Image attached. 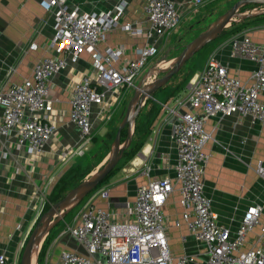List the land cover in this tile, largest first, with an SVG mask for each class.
I'll return each instance as SVG.
<instances>
[{
  "label": "built area",
  "instance_id": "obj_1",
  "mask_svg": "<svg viewBox=\"0 0 264 264\" xmlns=\"http://www.w3.org/2000/svg\"><path fill=\"white\" fill-rule=\"evenodd\" d=\"M212 1L189 0L185 9L188 13ZM38 2L54 20L53 38L45 45L49 55L36 62L30 77L1 84L0 138L12 137L18 148L42 156L58 128L50 98L51 81L76 65L83 54H89L90 71L81 79L75 78L70 89L69 123L77 128L78 140L60 153L61 161L67 163L87 155L95 133L113 119L160 54L161 42L153 38L161 41L169 37L180 27L185 14L176 0H144L145 20L122 25L131 36L146 35V43L131 49L120 46L101 51L99 46L107 34L121 25L125 0L111 10L90 13L71 6L68 0ZM227 45L233 56L256 64L250 79L230 76L217 53H210L199 78L191 82L187 96L178 102L186 110L174 126V175L154 177L138 187L135 201L126 210L103 209L95 204L97 198L109 199L107 188L90 196L74 216V223L68 225L84 252L63 251L59 264H264V225L261 233L247 242L248 235L261 225L264 200L247 210L233 232L219 223L204 184L212 157L206 151L213 139L212 133L205 130L209 119L238 116L253 125H264V38L256 42L249 32L241 31L231 35ZM38 48L36 42L29 46L30 50ZM256 172L264 181V161L258 162ZM176 192L188 230V236L181 237L185 250L181 255L171 249L170 229L180 227L182 222H172L165 213ZM43 199L35 194L30 200L40 215L45 207ZM190 237L195 252L187 251ZM0 264H9L2 251Z\"/></svg>",
  "mask_w": 264,
  "mask_h": 264
},
{
  "label": "crops",
  "instance_id": "obj_2",
  "mask_svg": "<svg viewBox=\"0 0 264 264\" xmlns=\"http://www.w3.org/2000/svg\"><path fill=\"white\" fill-rule=\"evenodd\" d=\"M120 1L68 0V3L80 7L82 12L90 13L111 10ZM125 1L127 7L121 25L107 34L105 42L99 46L101 51L120 46L131 49L147 41L146 35L131 36L122 25L145 20L142 11L144 0ZM176 1L185 19L192 12L187 13L185 9V2L189 0ZM242 31L249 32L256 42L263 41L264 29ZM53 34V17L43 10L38 0H0V86L30 77L36 62L49 55L45 45L49 44ZM169 37L160 41L155 36L153 41L161 42L163 47ZM230 37L217 43L212 52H216L221 62L228 67L230 76L247 81L256 69V64L247 58L232 55L227 45ZM33 42L38 43L37 50L29 49ZM208 56H194L175 78L172 77L146 101L135 121L130 146L137 148L135 155L129 159L124 172L112 176L87 199L100 189L107 188L109 199L97 198L95 204L103 209L126 210L135 201L138 187L154 177L174 175L177 159L174 126L180 114L186 110L178 102L187 96L191 82L199 78ZM91 63V56L83 54L76 65L69 66L52 79L50 98L54 103L53 114L58 128L57 135L49 142L42 156L35 157L25 149L18 148L12 137L0 138V251L7 255L9 264H20L23 248L40 216L39 209L36 210L30 204L31 196L37 194L45 200L52 185L73 161L64 163L60 158L61 151L78 140L77 128L69 123L70 89L75 78L81 79L88 74ZM125 101L119 109H122ZM2 113L3 108L0 107V115ZM103 128L97 132L103 131ZM262 129L264 125H253L249 119L238 116L211 118L205 125V130L213 136L206 146V151L212 153L204 176L206 193L212 200L219 223L233 232L247 210L264 200V181L256 172L258 162L264 161ZM179 200L180 196L176 192L169 199L165 211L172 222H182L180 227L173 226L170 229V246L177 255L185 251L181 237L188 236ZM57 225L44 238L38 255L39 264H59L63 251L84 252L69 231L68 223L64 221ZM263 225L264 213L261 225L248 235V243L261 233ZM248 247L247 244L246 249ZM186 248L188 252H195L193 238H189Z\"/></svg>",
  "mask_w": 264,
  "mask_h": 264
},
{
  "label": "rangeland",
  "instance_id": "obj_3",
  "mask_svg": "<svg viewBox=\"0 0 264 264\" xmlns=\"http://www.w3.org/2000/svg\"><path fill=\"white\" fill-rule=\"evenodd\" d=\"M236 1L238 0H214L209 4L192 11L184 19L180 27L176 31H174L172 35L167 39L163 47L161 46L162 48L161 53L145 70V72L139 78L137 85L141 82H144L145 85H149L156 82L159 78H161L164 75L162 69H165V67L168 65L169 59L176 57L191 41H193L196 37H198L226 10H228L231 6H233ZM252 6L253 7H250L249 9L241 8L239 14L243 16L238 17L233 22H231L221 32L219 37L215 41L209 44L206 53L201 57L203 58L207 57L208 54L212 52L213 47H215L217 43L226 41V39L230 36L231 29H233L237 25L245 24V29H253V30L264 29V6H257V5H252ZM245 15H254V16L245 18L244 17ZM250 18H254V21H252L250 24H247L246 20ZM178 74L179 73L174 75L173 78H175ZM134 91L135 88H133L130 91L129 97L126 98V101L124 102L122 109H119L117 111V114L113 117V119L106 125L105 128H103L104 130L95 133L91 147L87 155L78 160L74 159L73 161H71V163L68 165L64 173L58 178L57 181H55L47 197L44 200L45 207L43 212L51 205L49 203V197L51 196L53 191L54 190L59 191L61 188H63V183H64L63 180L64 181L66 180L68 185L67 186L68 190H66L62 194L64 196L69 190L76 187L79 183L93 176L98 170H100L108 162L109 155L112 152V146L117 133L118 126L122 121L127 105L131 97L133 96ZM261 132H264V129H262ZM123 138H124L123 140L124 142L126 139L125 132ZM128 161H129V155H125V156L123 155V158L117 165L113 176L124 172V169L127 168L129 164ZM110 178H108L106 181L108 182ZM78 181L80 182L77 183ZM105 182L102 185H104ZM86 201L87 198H85L74 209H72L69 213L65 215L63 220L67 222L68 225H72L74 223V216L84 206ZM39 218L40 216L38 217V220ZM38 220L36 221L35 225L37 224ZM63 220H61L60 222L63 223L64 222ZM37 264H39V262Z\"/></svg>",
  "mask_w": 264,
  "mask_h": 264
},
{
  "label": "water",
  "instance_id": "obj_4",
  "mask_svg": "<svg viewBox=\"0 0 264 264\" xmlns=\"http://www.w3.org/2000/svg\"><path fill=\"white\" fill-rule=\"evenodd\" d=\"M248 5L264 6V0L236 1L233 6L226 10L198 37L191 41L176 57L169 59L168 65L165 69H162L164 75L161 78L149 85H145L144 82H141L136 86L134 94L127 105L122 121L118 126L108 162L93 176L79 183L76 187L69 190L60 200L51 204L40 215L37 224L30 233L23 248L20 264H31L34 254L38 253L39 255L44 238L50 230L63 220L67 213L74 209L92 192L97 190L117 167L123 158L124 152L127 151L132 144L135 121L146 101L152 97L157 90L163 88L198 52L215 41L231 22L236 18L243 16L239 14V11L241 8ZM253 16L254 15H245L244 17L248 18ZM124 130L127 132V137L123 142L122 133Z\"/></svg>",
  "mask_w": 264,
  "mask_h": 264
},
{
  "label": "trees",
  "instance_id": "obj_5",
  "mask_svg": "<svg viewBox=\"0 0 264 264\" xmlns=\"http://www.w3.org/2000/svg\"><path fill=\"white\" fill-rule=\"evenodd\" d=\"M250 7H253V6L252 5H248V6L243 7V9H249ZM252 21H254V18L247 19L246 20V23L247 24H250ZM243 29H245V24H243V25H237L233 29H231L230 35H233L235 33L241 32ZM208 47H209V44L207 46H205L200 52H198L195 56H202V55H204L206 53ZM136 131H137V127H136ZM124 132H125V135L127 136V132H126V130H124L123 133H122V141L124 140V138H123L124 137ZM136 150H137V148L130 147L127 151L124 152V156L125 155H129V159H130L131 157H133L135 155V151ZM115 169L106 178V180L114 175ZM63 182H64L63 183V188H61L59 191L54 190L53 193L51 194V196L49 197V203L50 204H53V203L57 202L58 200H60L63 197V195H62L63 192H65L66 190H68V188H67L68 185H67L66 180L65 181L63 180ZM79 182L80 181H78L77 183H79ZM61 223L62 222H59L58 225H60Z\"/></svg>",
  "mask_w": 264,
  "mask_h": 264
},
{
  "label": "bare ground",
  "instance_id": "obj_6",
  "mask_svg": "<svg viewBox=\"0 0 264 264\" xmlns=\"http://www.w3.org/2000/svg\"><path fill=\"white\" fill-rule=\"evenodd\" d=\"M38 253H35L32 259V263L31 264H37L38 263V257H37Z\"/></svg>",
  "mask_w": 264,
  "mask_h": 264
}]
</instances>
